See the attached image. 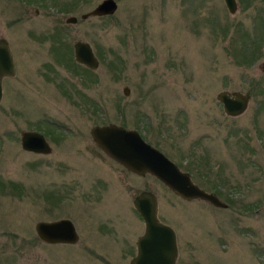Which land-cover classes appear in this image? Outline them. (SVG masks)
<instances>
[{"label": "rangeland", "instance_id": "374dc122", "mask_svg": "<svg viewBox=\"0 0 264 264\" xmlns=\"http://www.w3.org/2000/svg\"><path fill=\"white\" fill-rule=\"evenodd\" d=\"M100 1L0 0L16 61L0 101V264H129L145 227L133 205L141 190L176 230L175 264H264V41L253 64L238 63L264 0H237L234 12L224 0H116L111 15L80 17ZM77 39L97 68L72 63ZM223 89L250 93L243 112L224 111ZM111 122L136 128L227 206L122 168L90 133ZM22 130L43 132L51 151L23 149ZM109 192L125 196L120 211ZM61 217L77 243L37 237L38 220Z\"/></svg>", "mask_w": 264, "mask_h": 264}, {"label": "water", "instance_id": "95a60500", "mask_svg": "<svg viewBox=\"0 0 264 264\" xmlns=\"http://www.w3.org/2000/svg\"><path fill=\"white\" fill-rule=\"evenodd\" d=\"M229 11L237 9V0H224ZM116 0H101L90 10L81 14L88 16L111 15L117 9ZM77 16L70 15L66 22H75ZM75 59L91 68L99 65L91 44L82 39L74 42ZM264 67V62H263ZM16 72V62L8 40L0 36V101L2 79ZM129 88L124 87L128 93ZM217 99L227 114L237 115L245 110L251 95L240 90H220ZM91 135L97 146L114 160L138 174L150 173L162 181L173 192L185 199L200 198L209 203L226 207L227 203L214 192L207 191L193 181L191 174L181 169L159 148L146 141L136 128L116 123L95 124ZM21 146L25 150L49 153L51 146L46 137L37 130H22ZM133 205L144 220V231L136 240V252L129 264H175L178 256L177 236L174 228L158 219L157 195L151 190H141L133 197ZM37 237L47 243H74L79 234L69 218L38 220L35 224Z\"/></svg>", "mask_w": 264, "mask_h": 264}, {"label": "trees", "instance_id": "16d2710c", "mask_svg": "<svg viewBox=\"0 0 264 264\" xmlns=\"http://www.w3.org/2000/svg\"><path fill=\"white\" fill-rule=\"evenodd\" d=\"M243 35H240V46H243V50L238 56V63L251 65L253 64L259 56L262 54V43L264 41V21L255 22V25L251 27L250 30H243ZM227 32V30H225ZM72 63L74 65L79 64L75 63L72 58Z\"/></svg>", "mask_w": 264, "mask_h": 264}, {"label": "flooded vegetation", "instance_id": "af4514ba", "mask_svg": "<svg viewBox=\"0 0 264 264\" xmlns=\"http://www.w3.org/2000/svg\"><path fill=\"white\" fill-rule=\"evenodd\" d=\"M81 17V16H80ZM88 17H90V16H88ZM87 17V18H88ZM82 18V17H81ZM82 19H84V18H82ZM86 19V18H85ZM77 21V20H76ZM75 21V22H76ZM78 40V39H77ZM83 40V39H82ZM76 41V40H75ZM74 41V42H75ZM87 41V40H86ZM74 42H73V44H74ZM89 42V41H88ZM90 43V42H89ZM91 44V43H90ZM92 46V45H91ZM92 49H93V46H92ZM93 51H94V49H93ZM94 53H95V51H94ZM96 55V54H95ZM73 56H74V61H75V63H77V64H79L80 66H85V67H87V68H90V69H95V68H91V67H89V66H87V65H85V64H83V63H80V62H78L76 59H75V55H74V45H73ZM97 56V55H96ZM98 58V57H97ZM15 59V58H14ZM99 59V58H98ZM16 62V61H15ZM97 68V67H96ZM6 77V76H5ZM102 124H104V123H102ZM92 128V127H91ZM37 131H39V130H37ZM40 132V131H39ZM45 137H46V135L43 133V132H41ZM90 133H91V129H90ZM91 137H92V135H91ZM47 139V138H46ZM93 139V138H92ZM48 140V139H47ZM48 142H49V140H48ZM49 144H50V142H49ZM101 151V150H100ZM104 152V151H103ZM105 153V152H104ZM106 154V153H105ZM107 155V154H106ZM109 156V155H108ZM110 157V156H109ZM110 159H112V160H114L113 158H111L110 157ZM114 161H116V160H114ZM118 162V161H117ZM120 166L122 167V168H124L125 170H127V171H130L131 172V170L130 169H128V168H126L125 166H123V165H121V163H120ZM126 180V179H125ZM92 191H94L93 189H92ZM86 196H88V197H86ZM86 196H84L83 194H80L79 195V197L80 198H92V196H96V194L95 193H88ZM122 198H125V196L121 193V194H119V195H117L116 197L112 194V193H108V196L107 197H105V199H107V202L106 203H109V202H113V206L117 209V211H120L121 210V202H119V200H121ZM128 200H129V202H130V200H131V197H130V195H128ZM125 205H126V203L124 204V206L123 207H125ZM128 205V204H127ZM119 216V215H118ZM157 216H158V214H157ZM142 217V216H141ZM65 218H69V217H65ZM72 222H73V220L71 219V218H69ZM158 219L160 220V221H162V222H165V221H163V220H161L160 218H159V216H158ZM165 223H167V222H165ZM73 224H74V222H73ZM167 224H169V223H167ZM74 226H75V224H74ZM101 226H103V223L102 222H100V224H99V227H101ZM172 226V225H171ZM103 227H105V225L103 226ZM173 227V226H172ZM75 228H76V226H75ZM174 228V227H173ZM76 230H77V228H76ZM174 230H175V228H174ZM78 232V231H77ZM175 232H176V230H175ZM78 234H79V232H78ZM177 236V235H176ZM79 240V239H78ZM77 240V241H78ZM77 243V242H76ZM72 244V243H71Z\"/></svg>", "mask_w": 264, "mask_h": 264}]
</instances>
